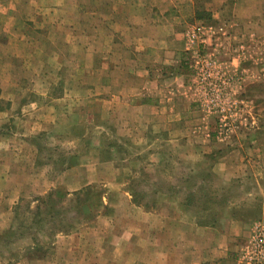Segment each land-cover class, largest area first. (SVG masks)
<instances>
[{
	"label": "rangeland",
	"instance_id": "374dc122",
	"mask_svg": "<svg viewBox=\"0 0 264 264\" xmlns=\"http://www.w3.org/2000/svg\"><path fill=\"white\" fill-rule=\"evenodd\" d=\"M194 2L193 15L180 24L186 44L181 58L187 68L179 81L194 108L181 117L149 114L142 123L118 110L116 99L101 98L94 73L92 85L83 81L90 59L83 50L85 11L98 10L99 0H0V198L7 170L24 167L29 176L26 181L7 178L15 186L26 182L28 190L12 200L6 216L1 212L0 220L6 223L0 230V264L22 258L26 264H117L121 260L116 253L107 262L101 253L106 248L99 250L96 239L99 233L108 236L107 246L115 249V238L135 217L133 205H171L173 213L187 207L196 217L199 206L234 203L241 205L237 214L253 218L247 233L253 222L264 220V214L257 213L264 180L235 175L262 166L249 162L245 167L258 154L256 142L264 140V20L259 18L263 2ZM195 26L205 29V45H194L190 53L187 37ZM95 33L91 36L98 52L100 34ZM201 60H213L232 78L229 128L219 138V115L203 111L195 85ZM116 86L109 85V93L117 91ZM234 160V177L216 178L214 171L225 170ZM71 168L72 177L58 179ZM35 175L41 184L36 185ZM39 186L41 191L35 188ZM84 187L94 191L91 215L55 233L51 216L58 212L66 222L73 212L66 202L62 214L61 209L40 206L36 198L44 199L53 190L64 197ZM36 204L41 228L31 215ZM73 234L81 237L77 243L64 240V235ZM68 248V253L63 251ZM124 262L131 264V259Z\"/></svg>",
	"mask_w": 264,
	"mask_h": 264
},
{
	"label": "crops",
	"instance_id": "0c3cea01",
	"mask_svg": "<svg viewBox=\"0 0 264 264\" xmlns=\"http://www.w3.org/2000/svg\"><path fill=\"white\" fill-rule=\"evenodd\" d=\"M194 1L99 0L98 10L91 8L90 11H85L87 29L83 33V50L90 59L85 64L87 71L83 81L92 85V80L97 78L101 98L116 99V108L134 116L136 121L145 122L144 119L149 114L152 117L170 114L186 116L194 106L190 104L186 87L179 82L187 68V63L181 58L186 44L181 37L180 24L184 22L181 19L193 15ZM260 2L263 4L259 6V18L264 20V0ZM97 30L100 34L96 42L99 43L98 52L94 41ZM191 50L187 48L190 53ZM93 73L95 78L92 77ZM114 83H117L116 87L119 89L109 93V85L111 87ZM244 92L246 93V89ZM169 116L167 118L172 121ZM256 143L258 152L255 153L258 154L252 156V161L247 160L245 167L250 162L251 165H262L261 169H248L246 174L237 172L236 177L249 176V180H264V140ZM234 163L235 160L230 161L225 170L214 171L216 178L228 180L234 177L233 172L238 169ZM14 168L16 170H7L5 173L6 189L4 196L0 198L1 216L2 211L3 216H6L12 200L28 190L26 182L19 186L10 183L12 178L23 177L26 181L29 177L23 172L24 167ZM72 171V168L65 170L58 179L72 177ZM59 180L55 184L61 183ZM41 183L37 176L36 185ZM35 188L42 190L40 186ZM262 193L263 199L260 207H257V213L264 214V192ZM240 207L241 205L234 203L225 204L222 208L199 206V212L193 217L187 207H179V211L175 210L178 213H173L170 212L171 205H164L162 209H145L133 205L135 217L130 219L123 233L115 238L118 248L107 246L108 236L100 233L96 241L100 243L99 250L106 248L101 249V253L109 258L107 262L116 253L115 257L121 260L117 264H125L126 259H131V264H236L237 251L245 242L247 227L253 220L252 217L237 214ZM5 223L6 220H0V230ZM63 237L68 243H77L81 239L75 234ZM70 249L63 251L68 253ZM74 253V256H78L80 252L74 250ZM23 260L22 258L12 264H26Z\"/></svg>",
	"mask_w": 264,
	"mask_h": 264
},
{
	"label": "built area",
	"instance_id": "2783aa9c",
	"mask_svg": "<svg viewBox=\"0 0 264 264\" xmlns=\"http://www.w3.org/2000/svg\"><path fill=\"white\" fill-rule=\"evenodd\" d=\"M205 29L195 26L187 37L189 48L194 45H205ZM199 73L196 75V86L208 114H217L216 138L228 131L229 117L232 106L229 104V92L231 91L232 78L229 74L220 71L212 60H201L197 63ZM227 100V102L225 101ZM236 264H264V220H257L250 226L245 242L240 246L236 254Z\"/></svg>",
	"mask_w": 264,
	"mask_h": 264
},
{
	"label": "trees",
	"instance_id": "16d2710c",
	"mask_svg": "<svg viewBox=\"0 0 264 264\" xmlns=\"http://www.w3.org/2000/svg\"><path fill=\"white\" fill-rule=\"evenodd\" d=\"M198 15V14H197ZM196 19H201L199 16H197ZM55 192V190L50 191L48 194L45 195L44 199L36 198L37 201H39L40 206H44V208H57L58 210L61 209V213L63 214V208L62 204L66 202L69 207L68 210L73 212V217H70L69 221L64 220V215L62 217L59 216L58 212H55V217L51 216L53 219H55V225L54 230L55 233L65 232V230L70 229L73 225L76 223L85 220L86 217H89L93 211V202H91V198L94 196V191L90 187H84L76 192L67 194L64 193V197H59V194L55 192V197H52V194ZM65 197H68V199H65ZM36 204L34 206L33 211L31 212L32 217L35 218V224L38 225L39 228H41V225L43 226V221L41 219H36L38 216H40V206ZM52 213V211H51ZM51 219L53 222L54 220ZM51 229V228H50ZM29 248V247H28ZM33 249V248H29ZM38 249V248H37Z\"/></svg>",
	"mask_w": 264,
	"mask_h": 264
}]
</instances>
